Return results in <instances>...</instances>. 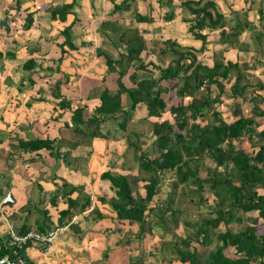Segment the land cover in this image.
I'll return each mask as SVG.
<instances>
[{
  "label": "trees",
  "instance_id": "16d2710c",
  "mask_svg": "<svg viewBox=\"0 0 264 264\" xmlns=\"http://www.w3.org/2000/svg\"><path fill=\"white\" fill-rule=\"evenodd\" d=\"M74 2L70 0L46 7L49 19L64 22ZM109 2V13L118 14V19L99 23L102 40L94 48V55L102 58L105 75L114 74L115 88L98 86L97 102L88 111L84 103L70 104L60 94L61 82L56 78L50 87V95L57 115L69 113L68 120L62 122L65 132L53 138L15 136L10 149L23 153L43 149L52 159H61L67 164L71 159L69 150L78 145L91 146L97 139L105 143L122 141L120 169L127 172L113 169L100 172L99 178L107 180L113 192L108 199L100 197V201L112 209L116 222L137 225L135 238L139 241L147 236L159 237L157 250L150 252V255L160 256L157 264H170L174 260L181 264H264V233H256L254 222L237 231L227 227L231 220H237V212L253 213L264 221V192L256 190L257 187L264 189V128L258 130L260 125L257 122V118L264 119V98L262 101L259 96L257 99L249 97L250 113L237 114L231 121H225L219 110L224 86L228 87L232 100L242 98L246 88L252 86L248 70L262 66L258 59L250 64H240L237 60L221 61V52L233 44L237 51H248V45L238 39L240 33L251 25L246 19L247 10L234 11L233 17L227 19L213 0H180V8L194 17L187 31L194 39L200 40L201 45L205 41L201 30L219 29L221 49L213 52V64L207 66L197 59L194 49L181 48L173 39H151V46H147L143 36L147 30L133 23L149 24L152 18L139 14L132 7L131 0ZM164 2L169 9L164 12L163 19L169 21L173 18L174 7L171 0ZM32 24L31 14L26 13L22 28L28 29ZM71 25L72 22L61 28L63 39L58 44V61L66 49H76L72 43ZM251 39L258 54L264 58L263 32H252ZM26 49L28 56L20 65L18 82L31 87L35 82L32 74L38 69L33 57L38 47L29 43ZM145 51L168 57L167 65L152 64L154 74L142 72L139 68L145 64L140 56ZM14 56V51L0 52V58L13 59ZM58 70L56 66L55 71ZM257 88L262 90V85L258 84ZM171 90L178 101L167 108L170 120H148L161 115L166 107L162 94ZM259 101H262L261 106H258ZM139 105L145 110L144 117L139 119L146 121L147 127L137 132L129 129V124ZM106 123L107 127L102 130ZM113 123L114 130L108 128ZM244 139L255 146L253 152L243 150L241 143ZM62 147L66 150H61ZM128 153L130 165L125 158ZM85 160L87 157H73L71 167L82 168ZM133 168L135 172H131ZM165 179H168L165 182L167 193L162 199L153 200L160 194ZM61 181L47 199L49 206H55L57 199L65 204L64 208L57 210L55 224L45 208V200L41 199L26 209V217H34L33 223H22L15 232L24 233L30 229L46 232L52 229V225H67L78 215L93 222L103 218L82 185ZM139 182H142L143 193L138 190ZM205 189L211 194V202L207 203L202 195ZM27 204L25 201L19 211H25ZM219 224L224 226L221 231L216 230ZM180 226L185 229L184 236L174 231ZM78 235L76 237H80ZM228 249H232V253H227ZM4 252L11 253L10 250L0 253ZM18 252L27 264H33L23 249ZM102 256L106 258V252ZM126 264L152 263L144 262L139 251L135 256H129Z\"/></svg>",
  "mask_w": 264,
  "mask_h": 264
},
{
  "label": "rangeland",
  "instance_id": "374dc122",
  "mask_svg": "<svg viewBox=\"0 0 264 264\" xmlns=\"http://www.w3.org/2000/svg\"><path fill=\"white\" fill-rule=\"evenodd\" d=\"M19 1H18L19 9L18 10L15 9L14 13L12 12L8 13L10 18L15 20L14 25H16L18 29H21L19 26L24 16L23 9H21V7L26 6L27 8L30 9L31 6L34 5V8H35V5H36L37 10L36 11L31 10V11H35L33 15V19H34L33 23L37 26L35 27L33 31H28V32L21 31V33H23L26 39H31L30 36L32 35L35 37L43 36V38L47 39L48 41L47 43L44 44L45 49L47 51H45L41 56H39V58L35 59L36 66L38 69H36L32 74V77L36 79L35 81L36 84L35 86H33V89H32V93L34 94L33 95L34 98L32 100H35L39 97H43L44 98L43 101H47L50 95V91H49L50 87L53 81L55 80V78L59 75L56 71L53 72L52 63L49 64V58L56 57L59 55L58 47L55 46L54 43L56 44L58 40L61 39L59 36V29L61 28L63 24L50 23V20H48V14L45 13V11H43L44 7L48 3H51L52 0L50 1L44 0L45 2L43 1L42 4L37 3L35 0H19ZM64 1L66 0H57V3L59 4ZM102 1H104L103 4H102ZM102 1L101 0H90L89 3H90L91 9L89 8V11H90L89 15L85 13L82 16L80 14V18L76 19L77 21L75 22V27L73 28L75 30L74 31L75 34L77 35H81L82 30L84 29L90 30V34L92 35L90 36L91 37L90 47L89 48L86 47L88 49H81L83 51L85 50V53L73 52L75 56L73 54H70L69 56V53L67 51L65 55L62 57L63 60L68 59L67 65L65 68H73V69L70 70V78L68 79V81L63 82L61 84L60 90L61 92H63L64 95H67L71 101L84 102L88 111L94 106L96 102L95 95H96V88H98V86L103 85L109 89L115 88V83L113 80L114 76L112 77V75H105L102 62L98 61L97 59L90 58L89 56L90 53L93 55V51H92L93 48L95 47V45H100L101 40H102V32L99 29L100 21L101 20L113 21V20L118 19L117 18L118 14L115 13V15H111L108 12L109 11L108 7L110 8V5H111L109 0H102ZM116 1H120V0H116ZM252 1L255 2V5H257L256 0H252ZM13 2L14 0H11V2L8 4V6L12 9H14ZM131 4H132V7L135 8V10L139 14L150 15V18L153 19L152 23L150 22L151 30L149 29V31L153 33L152 36L151 34L144 35L145 40H147V44H148L147 46L151 45L149 43L151 39L161 40L167 37H171L170 39H173L177 43L178 46H180L181 48L190 47L194 49L195 50L194 53L196 54L199 60H202L203 62H210V63L213 60L212 56L214 55V53H217V51L221 49V47H215V45H219L217 32L214 33L215 35L207 33L206 40L204 41L203 45L201 44L198 45L197 43H200V42H197V40H194L191 38V34L190 32L187 31V28L190 22L192 21V19L190 20V17H189L190 15L187 14L186 11L185 12L183 10L182 12L180 11L181 9L179 8V5L174 6V14H173L172 20L165 21L163 19L162 14L164 13V11H167L169 9L168 6L166 7L164 5L165 3L159 4L158 0H131ZM255 7L256 6H252L251 8H255ZM106 9H108L107 11L108 13L107 12L104 13ZM177 15H179L180 17ZM175 17L177 18L176 21L173 20ZM178 21H181V23H179ZM249 23L251 24L249 26V30L252 29V31H247L242 36H240V38H238L240 41H250L251 42L252 32L263 31L259 25V24L264 25L263 15L257 16V23H252V22H249ZM133 24L138 25L139 23L137 24L133 23ZM139 27L140 29L147 28L146 24L144 25L143 23L142 24L140 23ZM95 30H97L100 35H98ZM74 40L77 41V39H74ZM205 44L208 47H206ZM4 45H5V50H6L7 45L6 44ZM203 49H207V52H202L204 51ZM86 50H89L90 53H88ZM221 53H222L221 55L222 62H226L227 60H230V59L233 61L235 60L236 52L222 51ZM254 55H256L257 57L254 58L253 57ZM140 58H141L142 63L145 64V67H143L142 69L141 68L139 69L142 72H148L152 74L155 73V70L152 68V64H156V65L158 64L161 66H165L167 65L168 59H169L166 56H161L159 53H156V52L152 53L150 51L148 52L145 51L144 53L142 52ZM256 59H258L261 62L262 67L258 69V65H257L254 69L248 70V73L251 74L250 81H251L252 86L246 88L244 96L242 98H235L232 100V98L230 97L228 87L224 86L223 95L221 96V99H220L221 103L219 105V110L221 112V116L223 117L225 121H231L234 119V117L238 115H248L250 113V105H251L250 99L252 98L257 99L259 96L260 98H262L261 100L263 101V98H264V58H261L258 52H256V54H247L244 52L242 53L241 56L239 55V53H236V60L240 64H243V63L250 64L251 62H254ZM244 60L248 62H242ZM10 63L11 64L9 67V65H3V62L0 60V87H1L0 89L5 90V92L4 90H2V95H1L2 98H0V131L4 130V133L1 134L0 132V135L3 136L6 134L8 130L7 129L8 125H10L11 130L16 129L15 125L18 122H21V120H23L24 118L25 120L27 119L31 120V123H30V126H31L30 134L31 135H34L37 137L49 136V135H52L53 133L57 135V132H56L57 130L55 131L56 126L59 127L58 129L59 136L63 135L65 130L62 127L63 121L61 120V118L59 119L56 116V114H53L54 116H56L55 119L53 120L49 118H45V117H48L47 113H48V109L50 108L49 103L47 102L40 103L39 105L34 107V109H31V110H26L24 106L21 105L22 103L21 99L24 96V92L23 90L17 91L15 89L16 86H18L17 73H19L18 70L20 69V67L18 66V63L14 61H11ZM48 68H51V70L49 71ZM2 71L4 72V74H2ZM63 78L64 76H62V80H64ZM124 81H126L125 78H124ZM258 84L262 85V90L257 88ZM9 86H10V93L12 94L10 96L11 98L10 101L19 102V103H15V104H18L16 106H13L12 102L8 101L7 99L9 95L7 94L6 88H8ZM81 93L88 94L89 95L88 98H91V100L85 101V99H83V97L81 96ZM162 97L164 98L165 103H166V107L164 111L161 113L159 117L147 118L148 120L150 121H154V120L160 121L163 119L170 120L167 108L170 104L176 103L178 99L174 96L173 90L167 93H163ZM249 97L251 98L249 99ZM262 101L258 102V106H261ZM144 115H145V110L142 106L139 105L135 109V112L133 114V120L129 124V129H131L132 131H137V132L144 130V127H147L146 121H142L141 119H139L141 117H144ZM41 117L46 120L45 121L41 120ZM63 118H66V115H64ZM257 122L260 125L258 130L263 129L264 119L257 118ZM106 127H107V123L103 125L102 130H104ZM108 128L113 129V130L114 128L116 129L114 123L109 125ZM9 135H12V132L9 131ZM19 135L24 136V133L22 132ZM149 136L150 135H148V137ZM146 137L147 136H145V138ZM148 137H147V142H149ZM241 147H243V150L246 153L253 152L255 150V146L249 144V142L246 139H244V141L241 143ZM122 149H123L122 141H111L110 140L108 141L104 152L103 151L99 152V156H98L99 159L97 158V155L96 156L94 155V157H96L97 159V162H94L91 158L88 160L87 163H90L89 166L91 167V169L93 168L92 172L88 173V175L95 178L94 184L95 182L99 180V176H98L99 172L104 171L106 169H113V170H117L122 173L127 172L126 170L120 169L121 168V156H123ZM88 153L91 154V151H89ZM88 153H86V156ZM125 158H126L127 165H130L131 164L130 153H128L125 156ZM39 159H41L40 163L42 165H44L46 161L53 162L51 161V159L47 157L45 153L44 155H41ZM86 164L84 165L85 167H86ZM64 166H66V164ZM41 167L43 166H40L39 174L45 171V169H42ZM49 167L50 165H48V168ZM50 171H52V169L47 170V174H44L41 176L48 178L50 175ZM131 172H135V168H133ZM167 180L168 179L164 180L163 182L164 184L162 185L160 194L154 196L153 200H159L165 196V194L167 193L166 192L167 183L165 182H167ZM68 183H70V185H74V183L71 181H69ZM1 185L2 187H6L8 184L3 183ZM56 185H58V183ZM141 185H142V182H139L138 190L140 193H143V189ZM31 186L32 188H34L35 185L31 184ZM29 187L30 186H28V188ZM256 190L259 193L264 192V189L260 187H257ZM49 195H50L49 191H46V194H43V192H40L39 198L37 200L38 201H40L41 199L47 200L48 199L47 196ZM202 195L205 197V201L207 203L211 202V194L208 192L207 189L204 190ZM26 201L28 204L24 207L25 211H17L15 215H18L21 218L26 217V214H27L26 209L27 208L29 209L32 207L30 206L32 202L29 199H27ZM154 202L155 201H153L151 205L154 204ZM236 215H237L236 216L237 220H233V221L231 220V222L227 225V227L230 230L237 231L243 228L245 224L254 222V224L256 225L255 227L256 233H259V234L264 233V221L257 218L253 213L246 215L245 213L237 212ZM250 219L252 220L250 221ZM122 224L124 225V227H119V229L118 228L115 229L114 227L113 229L111 228L104 229L103 232L105 235L104 237L105 244H103L104 246L103 250L101 251V249H99L95 251L99 254L98 255L99 259H97V262L95 261L89 264H107V263L108 264L110 263L111 264H126L127 258L129 256H135L139 251L142 254L144 262L157 264L160 256L157 254L150 255V252L157 250L158 244H159L158 242L160 241L159 237L157 235H154L153 237L147 236L144 239L139 241L138 239L135 238V233L137 231L136 229L137 225L136 226L132 225V227H128L127 224H124V223ZM223 229H224V226L222 224H219L216 228V230L218 231H221ZM174 231L179 236L185 235L184 227L182 228L180 226L178 229H175ZM68 233L69 232L66 229L61 230V232L59 233V235L56 237V240H55V244L58 247H54L50 252H48L49 254L48 256H50V254H52L55 251H60L61 250L60 247L63 243L72 242V241L69 242L63 238L65 237L64 234H68ZM110 236L113 237L114 241H111L112 238H110ZM168 237L169 236L166 235V238ZM191 245L194 246L195 243L192 242ZM77 247L78 248L81 247L82 253L84 254L83 250H85V247L83 245L81 246L77 245ZM197 248L199 249V246H197ZM138 249L140 250L138 251ZM103 251L106 252V258H102L103 256L101 254ZM227 253H232V249H228ZM40 258L41 257L39 256V259ZM90 260H93V259H90ZM170 264H181V263L174 260Z\"/></svg>",
  "mask_w": 264,
  "mask_h": 264
},
{
  "label": "crops",
  "instance_id": "0c3cea01",
  "mask_svg": "<svg viewBox=\"0 0 264 264\" xmlns=\"http://www.w3.org/2000/svg\"><path fill=\"white\" fill-rule=\"evenodd\" d=\"M18 1L19 0H14V2H13L14 9H12L8 6V4L11 2V0H0V52L3 54L6 50H10V51H14V54H15L13 59H7L4 57H1L0 60L3 62V65H9V67H10L11 61L18 63V66L20 67L23 60L28 56V54H27L28 50L26 49V45L29 43H33V44H35V46L37 45V47H38V52H35L33 54V57L35 59L39 58V56H41L45 51H47L45 49L44 44L47 43L48 41H47V39L43 38V36L42 37H40V36L35 37V36H32L30 34L31 39H26L24 37L23 33H21V31H23V32L33 31L35 29V27L37 26L33 23L31 25V27H29L28 29L22 28L23 18L25 17L26 13L31 14V18L34 21L33 15H34V12L37 10L36 5H35V8L33 5L30 7V9L27 8L26 6L21 7V9H23V14H24V16L22 18V22L19 26L21 29H18L17 26L14 25L15 20L10 18V16L8 15V13H11V12L14 13L15 9H17V10L19 9ZM35 1L39 4H42L44 0H35ZM47 1H50V0H47ZM69 1L70 0H66L62 3L69 2ZM89 1L90 0H75V2L73 3V5L70 8L69 13L66 15L64 22H60L58 20H50L49 16H48V20H50V23L63 24L61 26V28L72 22L70 32H71V36L73 38L72 43L76 46V49H73V50L66 49L65 53L68 51L69 56H70V54H73L75 56V54L73 52L85 53V50L83 51L81 49H88L90 47V41H91L90 36H92L90 34V30L84 29V30H82L81 35H77L74 32L75 30L73 29L75 27V22L77 21L76 19L80 18V14L82 16L85 13L87 15H89V13H90L89 8L91 9ZM213 1L216 4L217 9L221 13H223L227 19H229L230 17H233L231 14L234 11L239 13L241 11L247 10V18H246L247 21L252 22V23H257V16L264 14V0H256L257 5H255V2H253L252 0H219V1L213 0ZM116 2H119V1H116ZM162 2L165 3L164 0H162ZM103 3H104V1H102V4ZM56 4H58L57 0H52L51 3H48L44 7L43 11H45V13H47L46 7H48L50 5H56ZM59 4H61V3H59ZM171 4L173 5V7L179 5V8H180V0H179V2H178V0H171ZM164 5L166 6V4H164ZM252 6H256V7L251 8ZM108 9H109V11H108ZM108 9H106L104 13H106L107 11L110 12L111 5H110V8L108 7ZM31 10H35V11H31ZM182 10L183 9H181L180 11L182 12ZM183 11L185 12V10H183ZM260 13H262V14H260ZM163 14H162V16H163ZM82 16H81V18H82ZM148 16H150V15H148ZM177 16H179V15H177ZM189 17H190V20L194 18L192 15H190ZM176 19L177 18L175 17L173 20L176 21ZM101 21H103V20H101ZM152 21H153V19H152ZM152 21H151V23H152ZM178 22L181 23V21H178ZM140 23L142 24L143 22H139V24L137 25L138 27H139ZM151 23L146 24L147 28H142L143 30L147 29V32H144L143 36L145 34H151V36H152L153 33L151 31H149V29L151 30V28H150ZM76 27H77V25H76ZM61 28L59 29V36L61 39L58 40V42L56 44L54 43V45L57 47H58V44L63 39V37L61 35ZM224 28H226V26ZM262 30H263L262 32H263V39H264V28ZM95 31L98 35H100L97 30H95ZM218 31H219V29H211V30L203 29V30H201V33L205 34V40H206L207 33L214 34L217 32V35H218ZM247 31H252V30H249V28H245L240 33L239 38H240V36H242ZM249 36H250V34H249ZM167 38H171V37H167ZM191 38L194 39L192 36H191ZM74 39H77V41H75ZM194 40H197V42H200V43H197L198 45L201 44L200 40H198V39H194ZM239 42H243V43H246L248 45V51H245V53L256 54L257 48L255 47L254 41H252V39H251V42L250 41H240V40H239ZM20 43H22V44H20ZM4 44L7 45L6 50H5ZM197 44H195V45H197ZM97 46L98 45H95L94 48H96ZM86 47H88V48H86ZM206 47H208V46L206 45ZM215 47H221V46L219 44V45H215ZM94 48L92 50L93 55L89 52V50H86V51L88 53H90V55H89L90 58H94V59H97L98 61L102 62L103 68H104L103 70H105V65L103 63L102 58L96 57L94 55ZM203 50L204 51H202V52H207V49H203ZM58 51H59L58 56L49 58V64L52 63L53 72L55 71L56 66L58 67L59 70L56 72L59 75L56 78L59 79L61 84H62L63 82L68 81V79L70 78V70L73 68H65L67 65V61H68V59H65V60L62 59V57L65 55V53L62 54L60 61H58L57 58L60 56L59 47H58ZM214 51H215V49H214ZM227 51H229V52L234 51L236 53H239L240 56L242 55V53H244L243 51H237L234 44L231 45L230 48H227L226 50H224V52H227ZM236 53H235V60H236ZM221 55H222V53H221ZM253 57L256 58L257 56L254 55ZM197 59H198V57H197ZM199 61L201 63L207 65V66H211L213 64V62L210 63V62H203L202 60H199ZM229 61H233V60L230 59ZM242 62H248V61L244 60ZM260 67H262V66H260ZM260 67H258V69ZM20 70L21 69L18 70L19 73H17V75H18L17 79H19V75L21 73ZM2 74H4L3 71H2ZM106 75H112V77L114 76V74H106ZM62 76H64V78H63L64 80H62ZM32 78H34V77H32ZM65 78H67V81H65ZM34 80L36 81L35 78H34ZM113 80H114V77H113ZM35 84L36 83L34 82V84L31 87H29V86L27 87V86H22V84H19V82H18V86H16L15 89L17 91L23 90V92H24L23 98L22 99L20 98L22 100L21 105H23L26 110H31V109H34V107H36L40 103L47 102L50 104V108L48 109V113H47L48 117H45V118L52 119L53 117H55L53 114H56V116L59 119L61 118L62 121H67L69 113L57 115L58 111L55 110V107H54L55 104L52 101L51 95H49L47 101H43L44 100L43 97H39L35 100H32L34 98V96H33L34 94L32 93V89H33V86H35ZM61 84H60V86H61ZM60 86H59L60 94L65 99L69 100L70 104L75 105L77 102L82 103V104L84 103L81 101H76V102L71 101L67 95H64L63 92H61ZM6 89H7V94L9 95L7 99H8V101H10L11 100L10 96L12 95L10 93V86ZM2 90H4V89H0V98H2L1 97ZM4 92H5V90H4ZM85 93L84 94L81 93V96L83 97V99H85V101L91 100V98L86 99L87 94H85ZM95 101L97 102V99H95ZM10 102H12V101H10ZM96 102H95V104H96ZM15 103H19V102H12L13 106L18 105ZM64 115H66V118H63ZM58 118H56V119H58ZM41 120L45 121L46 119H43L41 117ZM23 123H24V125H23ZM30 123H31V120H29V119L25 120V118H24L23 120H21V122H18L15 125L16 129L11 130L10 125H8V127H7L8 130H7L6 134L3 136L0 135V236L4 233V231L8 227H11L15 231V229H18V227L22 223H25V224H30V223L32 224L33 223L34 217L33 218H28V217L21 218L20 216L15 215L17 213V211H19V208L24 204V202L27 199H29L32 203H34V202H36L35 200H37V198H39L40 192H43V194H46V191L53 192L54 189L56 188V184L58 183V185H59L61 183L60 182L61 180H65L67 182L71 181L74 183V185H82L83 186L84 191L87 192L91 198L92 205H95L99 209L101 214H103V218L97 222H93L91 220H88V221L83 220L82 216L78 215V216H74L67 223V225H65L63 227H54V225H52V227H51L52 229L53 228L58 229L57 236L59 235L61 230L66 229L69 233L64 234L65 237H63V238L69 242L70 241H72V242L63 243L60 247L61 248L60 251H55L52 254H50V256H48L49 255L48 252H50L54 247H58L55 244V240L57 237V236H55V238L52 240V242L50 244L49 250L43 251L40 246L30 243L28 246L23 248V253L29 260L32 261L33 264H47V263H50V264H89V263H92L95 261L97 262V259H99V257H98L99 254L95 251H97L99 249H101V251L103 250V247H104L103 244H105V241H104L105 235L103 232L104 229L105 228L113 229V227L115 229H117V228L119 229V227H124L122 222H116V220L113 217L114 216L113 211L108 206V204L106 202L100 201V197H104L105 199H108L113 194V192L109 189V182L107 180H101L99 178V180L97 182H95V184H94L95 178L88 175V173L92 172V169H93V168L91 169V167L89 166L90 163H87L88 160L91 158L94 162H97V159H96V157H94V155L95 156L97 155V158H98L99 152H102V151L104 152L108 141L105 143L104 141L97 139V140L92 141L91 146L78 145L75 149L69 150V156L71 159L73 157H77V156L78 157L80 156L82 158L87 157V160H85V162H84V165L87 163L86 167L83 166L82 168L78 167L75 169V168L71 167V164H74V161H71V159L67 160L68 163L66 164V166H64L65 164L63 163V161H61V159H57V160L52 159L50 156H48L47 151L43 150V149L37 151L36 153H34V152L33 153H23L22 151H19L17 149H15V150L10 149V145L15 142L13 140V138L15 136L26 138L29 135H31L30 134V130H31ZM58 129H59V127L56 126L55 131L57 130L56 131L57 135L53 133L52 135L44 136V137H48V138L58 137L59 136ZM9 131L12 132V135H9ZM0 132H1V134H3L4 130H2ZM22 132L24 133V136L19 135ZM31 136H34V135H31ZM35 137H37V136H35ZM61 150H66V147H62ZM89 151H91V154L88 153ZM44 153L53 162H47L46 161L45 164L43 163L44 165H42L40 163L41 159H39V158L41 157V155H44ZM86 153H88L87 154L88 156H86ZM78 162H81V161L78 160ZM48 165H50L49 168H48ZM57 165H59V166H57ZM40 166H43L41 168L45 169V171L41 174H39ZM49 169L50 170L52 169V171H50V175L48 178L41 176V175L47 174V170H49ZM82 170H84V171H82ZM99 174H100V172H99ZM99 174H98V176H99ZM3 183H7L8 185L6 187H2L1 184H3ZM31 184L35 185L34 188H32ZM28 186H30V187L28 188ZM7 192H9L11 194V196L13 198V202L2 204L1 198ZM47 202L48 201L45 200V204H46L45 208L48 210V214L51 218V221L53 222V224H55L54 222L57 218L56 212L58 209L64 208L65 204L61 201V199H57L55 206H49V205H47ZM123 223L126 224L124 221H123ZM128 227H132V225H129ZM76 234H79L78 236H80V237H76ZM111 236H112V234H111ZM111 236H110V238H112L111 241H114L113 237H111ZM71 243H73V244H71ZM77 245L78 246L83 245L85 247V250H83L84 254L82 253L81 247L78 248ZM58 250H59V248H58ZM103 252H105V251H103ZM103 252H102V254H103ZM86 255H87V257H86ZM39 256L41 257L40 259H39ZM90 259H93V260H90Z\"/></svg>",
  "mask_w": 264,
  "mask_h": 264
},
{
  "label": "built area",
  "instance_id": "2783aa9c",
  "mask_svg": "<svg viewBox=\"0 0 264 264\" xmlns=\"http://www.w3.org/2000/svg\"><path fill=\"white\" fill-rule=\"evenodd\" d=\"M12 202L13 198L9 192L5 193L1 198L2 204ZM57 234V228L50 229L46 232L27 230L24 233H17L11 227H8L0 236V252L2 250H10L11 253H0V264H27L25 258L18 251L22 250L27 243L38 245L43 251H47Z\"/></svg>",
  "mask_w": 264,
  "mask_h": 264
}]
</instances>
